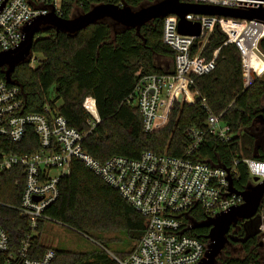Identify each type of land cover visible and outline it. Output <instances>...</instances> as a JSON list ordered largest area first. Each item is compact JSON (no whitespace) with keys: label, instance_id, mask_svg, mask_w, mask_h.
I'll return each mask as SVG.
<instances>
[{"label":"trees","instance_id":"1","mask_svg":"<svg viewBox=\"0 0 264 264\" xmlns=\"http://www.w3.org/2000/svg\"><path fill=\"white\" fill-rule=\"evenodd\" d=\"M157 1L61 0L60 16L69 19L74 16V11L81 15L101 4L126 5L137 10ZM162 26L163 19H154L137 31L104 20L75 35L43 27L34 38L31 59L17 66L11 74V81L23 90L24 112L40 113L48 105L53 112L64 117L70 127L86 132L89 115L85 108L90 109L91 103L85 101L91 99L99 123L86 136L82 148L100 162L113 156L137 159L144 152L185 157L190 142L186 132L190 128L197 129L203 141L191 158L225 168L239 162L233 187L241 192L252 182L242 160L264 162V124L259 117L262 115L264 119L261 105L264 81L258 78L248 89H243L239 54L234 46H223L225 36L214 28L201 56L209 61L213 52L219 49L215 68L194 79V89L205 100V106L200 98H195L191 104L175 102L163 127L145 132L131 95L143 76L174 73L175 53L161 41ZM200 41H194L192 54L198 51ZM258 48L264 55V37ZM32 61L35 63L33 67L30 66ZM3 80L4 69H0V81ZM208 112L219 116L220 122L228 127L229 141L224 142L208 132ZM7 147V152L23 155L36 150L38 144L32 130H28L21 143H8ZM23 187L24 176L20 168L0 174V227L14 249L28 238L30 258H40L48 247L41 236L42 227L48 222L83 235L122 230L130 242H138L147 226L146 218L76 160L72 162L70 174L59 183L58 198L45 210L49 220L39 222L35 231L29 229L28 221L21 217L17 208ZM190 218L201 222L204 216L190 213ZM236 230L233 237L227 236L228 243L216 263L264 264V249L257 239V226L243 241L240 239L247 234L244 228L240 226ZM207 232L206 228L189 229L183 234L207 243ZM101 241L97 243L105 247L107 244ZM237 246L241 255L227 252L229 247ZM52 249L55 253L53 264H117L106 250L70 252ZM130 252L115 257L123 261Z\"/></svg>","mask_w":264,"mask_h":264},{"label":"built area","instance_id":"2","mask_svg":"<svg viewBox=\"0 0 264 264\" xmlns=\"http://www.w3.org/2000/svg\"><path fill=\"white\" fill-rule=\"evenodd\" d=\"M57 1L0 0V51L18 47L23 27L34 18L52 10L61 18V0L58 7ZM178 1L242 10L259 6L257 0ZM185 20L200 24L198 38L178 34L175 15L163 19L161 41L175 53L174 73L143 76L131 95L145 132L151 133L163 127L178 100L181 104H191L195 98H200L205 106V100L194 89V79L211 73L215 68L219 49L213 52L209 61L201 56L214 28L225 36L223 46L232 45L239 54L244 90L264 74V61L254 53L255 50L261 53L258 48L264 37L261 22L193 14L185 16ZM197 39L201 40L198 51L192 54ZM88 100L90 109L85 108ZM85 103L89 129L79 132L48 105L40 113L24 112L22 88L0 81V174L15 168L23 171L24 187L17 208L21 217L28 221L29 229L35 231L39 222L49 220L45 210L58 198L59 183L70 174L72 162L76 160L147 219L145 231L129 256L123 261L113 258L117 264H198L204 258L207 243L183 234L191 229L194 222L190 213L202 214L206 220L242 204L241 197L229 194L228 181L230 178L233 187L239 162L226 169L193 160L191 156L203 141L199 130L194 128L186 132L190 142L185 157L144 152L137 159L113 156L100 162L82 148L86 136L99 123L94 102L87 99ZM206 126L211 135L224 142L229 141L228 127L220 122L219 116L208 112ZM28 130L34 133L37 149L23 155L7 152L8 143H21ZM242 163L252 179L264 181L263 161L244 159ZM256 218L259 241L264 249L263 206L258 209ZM27 239L14 249L0 227V264H53L55 253L51 247H46L40 258H30Z\"/></svg>","mask_w":264,"mask_h":264},{"label":"water","instance_id":"3","mask_svg":"<svg viewBox=\"0 0 264 264\" xmlns=\"http://www.w3.org/2000/svg\"><path fill=\"white\" fill-rule=\"evenodd\" d=\"M259 6L252 10L229 9L210 5L186 4L178 0H159L154 4L132 10L126 5L101 4L92 7L87 13L63 19L58 17L54 10L34 18L22 30V41L18 47L9 51H0V69H4V80L8 84L14 69L31 59L35 36L43 27H50L56 32L75 35L91 25L104 20H110L124 29L139 30L142 26L154 19H164L175 15L178 18L177 32L182 36L198 38L201 28L197 22L185 20L189 14L218 16L230 19L258 21L264 25V0H257ZM207 43L203 50L206 49ZM254 53L264 61V56L257 50ZM264 111V110H263ZM264 123L262 115L259 116ZM229 181V194H235L242 199V204L232 207L201 222H192L191 229H208L206 240L207 248L204 258L198 264H217L216 260L228 243V233L240 221H250L256 217L258 209L264 207V181L258 182L253 178L245 190L238 192ZM38 201V200H36ZM243 241V240H242Z\"/></svg>","mask_w":264,"mask_h":264},{"label":"rangeland","instance_id":"4","mask_svg":"<svg viewBox=\"0 0 264 264\" xmlns=\"http://www.w3.org/2000/svg\"><path fill=\"white\" fill-rule=\"evenodd\" d=\"M58 6L59 0L57 1V7ZM73 15V17L79 16L78 11H74ZM35 57L38 59L40 58V56ZM34 65L35 63L34 61H32L30 66L33 67ZM259 80L264 81V74L260 76ZM53 92L54 90L51 91V98H53ZM178 102L180 103V100H178L177 103ZM261 105L262 107H264V100ZM41 236L43 240H45L48 247L54 248L56 250L70 252H90L100 249L108 251L109 257L111 259L116 258L115 256H118V254H124L128 252L136 243L135 241H128L125 233L122 230L110 231L106 234L100 235H83L53 223L44 224V226L42 227ZM99 239H102V241ZM257 239L260 240L259 235H257ZM98 241H101L102 243L104 242V244L107 245L105 247H102L97 243ZM227 252L235 254L236 256L241 255L239 246H237L236 248L229 247ZM262 252H264V250Z\"/></svg>","mask_w":264,"mask_h":264},{"label":"flooded vegetation","instance_id":"5","mask_svg":"<svg viewBox=\"0 0 264 264\" xmlns=\"http://www.w3.org/2000/svg\"><path fill=\"white\" fill-rule=\"evenodd\" d=\"M264 124V123H263ZM242 226L245 230V232L247 233L246 234V237L245 238H242L240 240H246L250 237V233L252 231V229L256 226H258V222H257V218L255 217L253 220H250V221H240L236 227H233L232 228V231L230 233H228V236H234L235 233H237L238 230L236 229H239V227ZM192 230H198V229H192ZM250 232V233H249ZM237 240H239V238H237Z\"/></svg>","mask_w":264,"mask_h":264},{"label":"crops","instance_id":"6","mask_svg":"<svg viewBox=\"0 0 264 264\" xmlns=\"http://www.w3.org/2000/svg\"><path fill=\"white\" fill-rule=\"evenodd\" d=\"M212 167H221V168H225V167H222V166H212ZM226 169H228V168H226ZM137 243V242H136ZM135 243V244H136ZM134 248V246H132V248L130 249V251L132 250Z\"/></svg>","mask_w":264,"mask_h":264},{"label":"bare ground","instance_id":"7","mask_svg":"<svg viewBox=\"0 0 264 264\" xmlns=\"http://www.w3.org/2000/svg\"><path fill=\"white\" fill-rule=\"evenodd\" d=\"M263 64H264V62H263ZM264 66V65H263Z\"/></svg>","mask_w":264,"mask_h":264}]
</instances>
